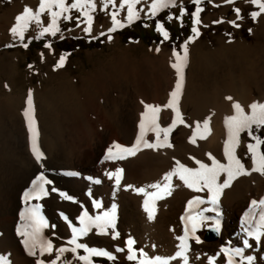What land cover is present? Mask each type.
Listing matches in <instances>:
<instances>
[{"label": "bare ground", "instance_id": "obj_1", "mask_svg": "<svg viewBox=\"0 0 264 264\" xmlns=\"http://www.w3.org/2000/svg\"><path fill=\"white\" fill-rule=\"evenodd\" d=\"M114 2L117 5L121 4V0ZM148 3L150 0H145L144 4L136 7L137 9L143 7L147 11ZM123 8L127 9L126 6ZM256 10L259 11L257 8ZM198 31L196 42L187 47V55L190 58L206 51L215 38L212 30L198 28ZM134 49V47H114L106 55V62L120 72L121 82L117 84L112 79L111 83H104L100 77L97 78L99 88L91 92L89 98L87 96L92 104L91 107L95 110L91 118L87 116L88 109L84 107L87 100L79 97L80 105L77 111L79 113L78 116L75 113L73 117L70 116L71 120H75L74 125L71 123V126L66 125L63 144L66 147L63 152L61 151L62 153L57 150L60 146L59 140L47 134L41 125L37 126L39 144L45 153L39 163L35 164L34 161L29 160L30 157L28 158L24 152L26 145L18 142L16 136L7 141L11 146L13 159L5 164V158L0 157V258H3L4 264H36L37 259L49 264V261L55 258L56 249L70 248L71 245L57 247L48 235V230L57 229L60 221L66 227V237L71 239L69 222L73 227H80L77 218L81 212H87L91 217L105 212L114 213L115 232L123 233L138 241L149 258L175 256L180 244L179 237L185 235L186 228L189 232L187 240L190 249L187 253L189 264H203L202 261L209 264L210 257L214 259L215 264H226L224 254L217 255L220 248L228 246V242H231L233 247L242 246L244 234L241 217L249 211L251 201L264 198V175L251 171L252 160L246 145L252 141L247 132L240 135L237 156L250 174L238 176L231 182L230 187L223 189L218 205L215 206L220 213L218 217L221 225L220 243L201 247L193 238L191 223L188 221L189 215L204 209L209 210L203 211V216L216 218V211L211 210L214 206L208 203L207 189L194 191L186 187L177 176H173L170 181H164L163 177L177 167L176 161L188 168H198L196 160L211 164L209 153L218 161L227 163L223 154L224 141L227 139L224 119L234 114L233 102L239 103L246 114L249 113V105L252 103H264L263 76L258 75L253 61H244L240 58L242 55L238 49L235 51L237 54L235 59L226 64L228 65L226 74L223 72L226 61L222 64L219 61L221 67L217 66L213 78L194 83L190 59V63L186 61L183 67V83L177 100L179 113L177 115L170 108L164 107L177 80L176 70L171 66L177 62L176 57L173 56V49L162 47L154 53L144 52L140 55H135ZM176 51L183 56L181 47ZM223 56L226 57V53H223ZM127 85L130 88H127ZM112 89H116V94L111 92ZM226 97L232 99L228 100ZM144 104L160 106L157 124L162 129L169 127L174 117L177 119L176 126L168 133L167 141L164 140L163 132L158 138L151 130L144 132V141L156 143L159 139L160 143L172 146L147 148L141 143L135 155L121 153V150L114 145L130 148L137 143V135L140 134L138 125L141 113L145 111ZM181 117L184 120L183 124L179 122ZM205 119L209 120L207 126L203 123ZM173 133L178 134L176 139ZM110 148L114 157L119 154L125 158H106V151ZM74 161L80 164L79 168L74 166L76 164ZM117 168L122 169L119 185L115 182V175L111 178L107 175V173L114 174ZM67 173H76V175ZM40 174L51 181L46 185L49 194L38 201L22 200L19 203L18 196L24 195L33 186L31 182L28 183L29 179H35ZM223 179L224 174H221L218 182L222 183ZM156 183L161 187L167 183L169 190L161 192L160 189L150 187ZM52 188L57 191L52 192ZM138 189L144 191H137ZM59 192L73 199L66 200L59 195ZM154 193H158L162 198L154 199ZM194 197H200L205 203L195 209L189 208L188 201ZM145 200H149L154 208L151 219L145 211ZM31 204H39L41 212L47 217L46 226L40 230V237L51 241L53 245L51 254L46 252L41 255L37 247L35 255H29L23 241L29 239L30 235L17 233V228L21 229L24 221L30 216L28 210ZM96 204L99 207H96ZM261 210L257 205L251 210L250 215L259 219ZM21 212L25 213L23 219ZM60 213H64L69 220H64ZM205 226L215 225L209 219L197 223L196 229ZM17 235L19 239L15 237ZM112 235V229H108V235H102L97 234V230L93 228L87 235L78 237V241L84 240L93 244L96 237L117 241V238L112 239ZM195 236L202 242L201 236L196 232ZM250 243L252 247L245 249L244 254L251 253L253 248L264 249V238L259 246L253 240H250ZM108 246V244H99L98 247L107 250ZM117 248L119 247H113V253L124 252V250L116 251ZM169 262L182 264L180 258ZM57 264L82 263L77 260L76 255L68 251L61 254Z\"/></svg>", "mask_w": 264, "mask_h": 264}, {"label": "rangeland", "instance_id": "obj_2", "mask_svg": "<svg viewBox=\"0 0 264 264\" xmlns=\"http://www.w3.org/2000/svg\"><path fill=\"white\" fill-rule=\"evenodd\" d=\"M67 2L71 3L72 0H67ZM94 2L96 10L92 13L93 25L91 35L83 32V24L80 28L76 27V17L79 16V12L73 10L71 12L73 17L71 21L65 22L61 20L59 22L62 29L60 33L55 37L45 34L40 38L59 40L61 39V35L63 37H98L101 31L105 35L100 36L99 44L96 47L75 51H62L53 46L51 49L44 46L39 48L24 47V44L29 40L37 39L39 32L42 31V27L47 26L49 22L47 12L41 16V24H37L35 21L30 22L28 29L25 31L23 41L19 37L13 36L9 31L15 23V17L23 12L25 6L35 11L39 6V0H0V157L5 158V164L8 160L10 162V159H13L11 146L7 142L9 138L14 139L13 136L18 138V142L26 145H24V152L28 155V158L30 157L29 160L31 162L34 161L35 164L37 163L32 152L33 143H35L42 154L45 153L39 144V130L37 126L40 125L47 134L59 140L60 146H57L58 152L62 153L65 150L66 146L63 144L66 125L71 126L75 124V120H71V117H73V113L78 116L79 97L81 96L82 99L85 98L87 100L84 107L88 109L87 116L91 118L95 114V110L91 107L92 104L88 101L87 96L89 98V94L99 88L97 78L100 77L102 81L104 80V83H111L112 79L114 83L119 84L121 82L120 72L106 62V55L112 48L134 47L135 55H140L144 52L154 53L157 51V48L161 49L162 47L170 49L180 48L188 37L193 35L191 31L193 27L191 13L195 10L196 6L192 3V0H176V6L163 9L165 12L163 14L158 13L154 18H148L144 12H141L140 18L134 21L140 22L143 19H149L146 23L147 26L141 28V24L139 23L135 27L136 30H126L124 32H120L121 27H117L116 31L110 33L113 42L107 38L109 35L108 29L112 27L110 13L118 10L119 15L117 19L124 25H127V9L121 8L115 2L114 5L109 4L107 8H104L106 0H94ZM181 3L186 8V14L182 17L184 20L182 22L183 27H181L180 20L176 18L179 17ZM199 6L203 8V11L199 14L201 24L197 25V27L212 30L215 38L212 39L211 45L206 51L200 52L193 58L187 55L186 61L188 63H190V59L192 61L193 82L201 83L213 78L217 66L221 67L219 61L221 64L226 61L224 64L225 70L223 71L226 74V68L228 67L226 64L228 61L235 59L237 56L235 51L238 49L242 55L240 58L244 59V61H253L258 75L264 78V13H261L259 18L257 17L253 20L250 13L258 10H256L249 0L245 2L244 0H235L234 3H226V0H202ZM102 8L104 9L103 11H101ZM234 9L240 10L241 19H237ZM170 14L173 17L171 20L167 19ZM221 19L223 20L222 23H214V21H220ZM157 20L163 24V27L170 36L163 43L161 42L163 40L162 35L156 31ZM230 21H235L239 24V27H234ZM155 35L158 36L155 38ZM205 35L207 36V33ZM196 40L197 36L187 44V47L193 45ZM53 50L55 51V55L52 54ZM41 53H43V58L41 57ZM223 53H226V57L223 56ZM61 54L66 56L65 63L62 67L55 68ZM127 88H130V86L127 85ZM29 91H31L32 95L30 116L34 120V131L32 133H29L28 122L24 116V110L28 107L27 98ZM115 91L116 89L111 90L112 93ZM76 126L78 127V123H76ZM130 126L132 125L130 124ZM252 134L264 141V126L259 129L254 128ZM177 135V133H173L174 139H176ZM251 141L252 143L255 142L252 139ZM260 151L264 152V144L260 146ZM96 155L98 156L99 153ZM74 162L76 164H72V166L74 165L79 168L80 164H77V161ZM33 180L30 178L28 183H32ZM22 200L25 201L23 194L22 196H18L19 203ZM34 206L35 204H31V208H34ZM38 215L43 217L45 223L47 217L41 212L40 208ZM35 227L36 225L28 217L20 229L21 234L28 233L31 236ZM214 228L215 226H205L196 229L197 235H200L202 238V242L198 243L201 247L221 242V225L219 233L215 231L216 235L214 239H206L207 231L214 230ZM48 233L51 236L52 242L57 247L65 244L69 245L67 242L70 238L66 237V227L62 222L59 221V227L48 230ZM15 237L17 239L20 238L19 235ZM129 238L123 233H118L117 241L96 237L93 244L84 240L78 241V243L98 249H100L98 247L99 244H108L107 251L115 260L113 264H137L136 260L129 261L127 259L128 252L125 247H127L126 241ZM131 239L134 241L133 248L136 255L140 258L139 253L143 248L138 241L133 238ZM113 247H119L124 252L115 254L112 250ZM77 254L87 255L83 249H78ZM247 255L255 257L254 264H264L263 248H253L251 253L245 254V256ZM78 261L83 264L82 261ZM202 263L205 264L204 261ZM169 264L173 263L169 262Z\"/></svg>", "mask_w": 264, "mask_h": 264}, {"label": "snow or ice", "instance_id": "obj_3", "mask_svg": "<svg viewBox=\"0 0 264 264\" xmlns=\"http://www.w3.org/2000/svg\"><path fill=\"white\" fill-rule=\"evenodd\" d=\"M202 0H192V3L196 6L195 10L191 13L192 16V24L193 27L191 29L193 35L189 36L183 45H181V49L184 52L183 56H180L176 49H173V56L176 57V63H173L171 66L176 70L177 80L175 84L174 90L170 93V98L167 104L164 106L165 108H170L173 113H178L177 109V100L180 90L182 89L183 83V67L187 60V44L190 43L196 36L199 35L197 25L201 24L199 19V14L203 11V8L199 5ZM235 0H226V3H234ZM145 0H121L120 7H127V16L126 20L128 23H132L134 20L140 18V13L144 12L145 16L148 18H154L156 15L163 9H167L169 7L176 6V0H150V3L147 4V11L143 7L137 9V5L144 4ZM250 3L254 5L259 11H252L250 16L253 20H255L261 13H264V0H250ZM109 4L114 5V0H106L104 8H107ZM219 6V5H214ZM75 10L79 12V16L76 17V27L80 28L83 24V32L85 34L91 35L92 33V25H93V16L92 13L95 12L96 6L94 0H72L71 3H68L67 0H39L38 8L33 11L32 9L25 6L23 12L18 14L15 17V23L10 28V32L13 36L19 37L21 41L24 40L25 31L28 29L30 22L35 21L37 24H41V16L43 13L47 12L49 17V22L47 26L42 27V31L39 32L37 39L43 37L45 34H50L55 37L58 33L62 31L60 26V21L63 20L65 22H69L72 20L71 12ZM104 9L102 8L101 11ZM237 14V19H241L240 10L234 9ZM186 14V8L183 3L180 4V14L179 17H176L181 22V27H183L182 17ZM112 20V27L108 29V40L111 41L112 36L111 32L116 31L117 27H124L125 25L121 23L117 16L119 15L118 10H114L110 13ZM173 17L170 14L167 19L171 20ZM223 20L214 21V23H222ZM234 27H239L235 21H230ZM147 26V25H145ZM71 31V29H69ZM156 31L160 33L163 37L161 41L163 43L164 40H168L170 38L169 33L163 27V24L157 20L156 22ZM251 31V30H249ZM105 33L103 31L100 32V36H104ZM63 35H61V39H63ZM96 39V37H92ZM24 47L27 48L28 44H24ZM45 48L51 49V43H46L44 45ZM159 51V48H157ZM52 54L55 55V51H52ZM41 57L43 58V53H41ZM66 56L61 54L59 59L55 65V68L62 67L65 63ZM31 67V65H29ZM226 99L231 100V97H226ZM143 103V101L141 102ZM28 107L24 110V116L26 121L28 122V130L29 133L34 131L33 125L34 120L30 116V112L32 109V95L31 91H29V95L27 98ZM145 111L141 113V119L139 122L140 134L137 135V143L132 147H121L120 145H114V147L119 148L121 153H127L128 155H135V152L139 150V144L143 143L147 148H159V147H171V144L160 143L159 139H157L156 143H148L144 141L143 135L146 130H151L156 133L159 138V134L161 132L164 133V140L167 141L168 133L176 126L177 119L173 118L172 123L167 128H160L157 124L158 113L160 112V106H154L151 104H144ZM234 109V114L231 116H226L224 119L225 128L227 131V139L224 141L223 145V154L227 163H222L215 159L210 153L208 154L209 160L211 164L202 163L199 160H196L195 163L199 166L198 168H188L181 164L179 161H176L177 167H175L172 171L166 173L163 177L164 181H170L173 176H177L179 180H181L186 187L192 189L194 191H203L207 189L208 193V203L213 205L212 211H216V218H209L203 216V211H208L209 209H204L199 212H194V214L188 216V221L191 223V233L193 238L197 243H200L199 238L195 236L197 223H203L209 219L212 220L215 225L214 230L219 233L220 231V222H219V211L215 206L218 205L219 197L222 193V190L231 186V182L236 179L240 175H248L249 171L245 168L244 164L241 162V159L237 156V148L239 146V138L241 133L247 132L249 137L254 140V143H248L246 145L247 152L251 156L252 160V168L251 171L260 172L264 175V152L260 151V146L264 144V141L260 140L259 137L253 136L252 129L255 126L256 129L264 126V103L254 102L249 105V113H245L244 109L241 107L239 103L233 102L232 105ZM179 122L181 124L184 123L183 118L181 117ZM204 125L207 126L209 123L208 119L203 121ZM197 127H199V122H197ZM204 138V137H201ZM194 142V141H193ZM32 152L39 163L42 160L43 154L36 147L35 143L32 145ZM106 158H118L124 159L123 155L117 154L115 157L113 156L112 149H108L106 151ZM122 169L117 168L115 173H107L109 178L115 175V182L117 185L120 184ZM68 175H76V173H67ZM224 174V179L222 183H219L218 180ZM99 181H97L98 183ZM51 181L45 179L43 174L36 176V178L32 181V189L30 191H26L24 193V200L27 202L29 200H41L43 197L49 194V191L46 189V185H49ZM131 187V186H129ZM150 187L160 189L161 192H165L169 190V185L165 183L163 187L159 183L153 184ZM52 192H56L57 189L52 188ZM137 191H144L143 189H138ZM59 195L66 200H72L71 196L63 192H59ZM154 199L162 198L158 193L153 194ZM205 201L200 197H194L193 199L188 201L189 208L195 209L201 204H204ZM257 205L261 207V211L259 212V219H256L254 215H250L251 210L255 208ZM99 207L98 204L95 205ZM145 211L148 213L149 219L152 218L154 208L152 207L149 200H145L144 202ZM39 208L40 205L36 204L34 208H30L28 211L30 213L29 219L32 220L33 224L36 225L34 231L32 232L29 239H25L23 241L26 251L29 255H35V250L37 247L40 249L41 255L44 253L51 254L53 252V245L50 240H44L40 237V230L45 227V223L43 217L39 216ZM188 209H186V212ZM21 218L25 217V213L21 212ZM61 217L68 221L69 218L65 216L64 213H60ZM80 222V227H73L71 222H69V227L72 231V237L67 242L71 247H61L55 250V258L49 261V264H57V261L60 260L61 254L64 252H72L76 255V258L83 262V264H91L90 257L91 256H104L109 259H113L110 253L105 249L98 248H90L83 243H78V237H82L88 234L93 228L97 230V234L108 235V229H112L113 235L112 239H116L118 233L115 232V220L114 213L105 212L102 215H98L95 217H91L87 212H81L80 216L77 218ZM184 218L182 217V220ZM242 224V246L233 247L231 246V242H228V246H222L220 248V253L224 254L226 264H254L255 257L252 255L245 256L244 250L252 247L250 240L255 241L256 245L259 246L261 244L262 238H264V198H261L259 201L253 200L250 203L249 211H246L245 214L241 217ZM17 233H20L19 227L17 228ZM23 235L28 236V233H23ZM188 229L185 230V235L179 237L180 244L178 245V250L173 257L169 258H161L159 256L154 258H149L140 250L139 257H137L136 252L133 248L134 241L129 238L126 241L127 245V259L129 261L136 260L137 264H169V260H175L180 258L182 264H189L188 255L189 252V244L188 240ZM83 249L87 255H78L77 250ZM116 251H123V249L117 248ZM237 258H239L237 260ZM0 264H4L3 258H0ZM36 264H44V261L41 259H37ZM209 264H215L213 258H209Z\"/></svg>", "mask_w": 264, "mask_h": 264}, {"label": "trees", "instance_id": "obj_4", "mask_svg": "<svg viewBox=\"0 0 264 264\" xmlns=\"http://www.w3.org/2000/svg\"><path fill=\"white\" fill-rule=\"evenodd\" d=\"M165 12L164 10H161L159 13L163 14ZM147 21L149 19H143L140 22L139 21H133L132 23H128L124 27L120 28V32H124L126 30H136V25L141 24V28H144ZM182 22L184 20L182 19ZM189 28V27H188ZM178 30V28H176ZM158 35H155L156 38ZM100 36L96 37V39H93L92 37H85V36H66L63 39L55 40L54 38H40V39H32L29 40L27 43L28 48H39L44 46L46 43H51L53 47H56L59 50L62 51H75L78 49H84V48H90V47H96L99 44ZM90 259L92 264H113L115 261L114 259H109L100 257V256H91Z\"/></svg>", "mask_w": 264, "mask_h": 264}, {"label": "water", "instance_id": "obj_5", "mask_svg": "<svg viewBox=\"0 0 264 264\" xmlns=\"http://www.w3.org/2000/svg\"><path fill=\"white\" fill-rule=\"evenodd\" d=\"M215 235H216L215 230H213V229L208 230L206 233V239H209V240L214 239Z\"/></svg>", "mask_w": 264, "mask_h": 264}]
</instances>
